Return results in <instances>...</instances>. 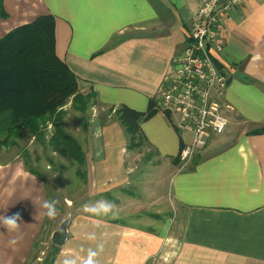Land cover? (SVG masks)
Instances as JSON below:
<instances>
[{
    "label": "crops",
    "instance_id": "obj_1",
    "mask_svg": "<svg viewBox=\"0 0 264 264\" xmlns=\"http://www.w3.org/2000/svg\"><path fill=\"white\" fill-rule=\"evenodd\" d=\"M203 1H0V38L41 16L55 17L56 53L76 75L80 92L96 95L92 108L113 116L122 106L147 112L154 102L156 114L141 123L142 140L165 165L167 191L180 210L179 229L166 233L160 224V231L150 232L125 221L136 219L138 211L119 208L124 203L113 199L115 216L98 228V239L68 248L67 237L54 264L67 254L86 258L89 249L98 252L99 264H147L161 255L168 264H264V132L252 134L264 129V0H244L223 19L224 50L217 61L230 75L221 98L229 120L224 134L184 165L175 161L182 148L177 118L156 106L160 85L173 58L183 53ZM97 123L102 135L88 134L101 140L104 155L93 162L97 155L89 159L84 152L96 194H103L120 186L128 140L118 121ZM48 200L43 178L24 161H0V215L19 213L23 221L19 234L0 227V264L29 263L46 229L42 203ZM157 218L162 223L163 217Z\"/></svg>",
    "mask_w": 264,
    "mask_h": 264
},
{
    "label": "rangeland",
    "instance_id": "obj_2",
    "mask_svg": "<svg viewBox=\"0 0 264 264\" xmlns=\"http://www.w3.org/2000/svg\"><path fill=\"white\" fill-rule=\"evenodd\" d=\"M92 106V104L89 105L85 112H79L74 110L72 102H69L64 107L65 115L61 125L84 146V151L88 153L87 158L92 159V155H97L93 162H98L97 160L101 159L104 152L103 146L100 139H95L90 135L92 133L94 137L102 135V130L99 131L97 127V121L103 126L112 121L119 122V120L115 113L111 116L109 110L92 108ZM88 125L89 129L91 125V128L94 126L92 131L89 130L90 132L86 128ZM41 130V135H34L25 130L23 138L17 140V145L3 147L0 150L1 162H8L15 158L24 161L30 170L43 178L47 185L49 199L57 201L56 208L59 215L54 220L46 219L45 232L28 264H50L52 260L59 258L62 247L55 246L52 238L65 221L68 222V248L89 241L87 238L89 233H95L96 240L98 239V234H100L98 228L112 220L108 216L98 217L86 212L83 205L89 202L96 207H99L97 202L108 201V199L111 201L116 199L118 203H124L119 208L123 207L122 209H127L129 212L131 210V213L138 211L134 214L136 216L132 217L136 219L125 221L140 223L142 230L148 227V231L158 232L160 229L157 227L160 224L164 226L163 231L166 233L174 232L175 228L179 229L175 222L180 210L176 211V207L171 203L165 181L168 175L164 170L165 165L142 139H140L142 143L138 148L129 150L126 147L127 155L124 158L126 170L118 174L120 186L103 192V194H96L98 192L94 187L91 162L89 161V166L86 164L87 166L79 167L77 162L65 159L53 151L49 144L54 132L51 121L43 124ZM79 169L86 173V179L78 175ZM104 175L105 172H100L98 177L106 179ZM125 181L129 184H123ZM116 209L117 207L113 208L112 213ZM110 216L114 217L115 214ZM157 216L163 217L162 223ZM161 256L151 258L147 264H168Z\"/></svg>",
    "mask_w": 264,
    "mask_h": 264
},
{
    "label": "trees",
    "instance_id": "obj_3",
    "mask_svg": "<svg viewBox=\"0 0 264 264\" xmlns=\"http://www.w3.org/2000/svg\"><path fill=\"white\" fill-rule=\"evenodd\" d=\"M95 97L80 92L76 75L58 57L53 15L41 16L0 39V150L17 145L25 130L41 135V126L51 121L54 132L49 144L53 151L77 162L79 167L86 166L82 146L63 128L61 121L69 102L74 110L85 112ZM115 113L128 137L127 148H138L142 143L141 123L156 114L154 102L144 113L125 106ZM263 132L264 129L252 134ZM178 160L179 156L175 161ZM77 173L86 179L83 170Z\"/></svg>",
    "mask_w": 264,
    "mask_h": 264
},
{
    "label": "built area",
    "instance_id": "obj_4",
    "mask_svg": "<svg viewBox=\"0 0 264 264\" xmlns=\"http://www.w3.org/2000/svg\"><path fill=\"white\" fill-rule=\"evenodd\" d=\"M243 1H203L192 20L183 53L173 58L172 68L160 85L157 110L177 118L182 140L179 157L184 165L228 127L221 98L230 75L218 63L217 55L224 50L223 19Z\"/></svg>",
    "mask_w": 264,
    "mask_h": 264
},
{
    "label": "clouds",
    "instance_id": "obj_5",
    "mask_svg": "<svg viewBox=\"0 0 264 264\" xmlns=\"http://www.w3.org/2000/svg\"><path fill=\"white\" fill-rule=\"evenodd\" d=\"M57 201L55 200H48L43 201L42 207L45 209V215L49 219H55L59 212L56 208ZM99 204V207L93 206L92 202H89L85 205H83V208L86 212L92 214L93 216H110L112 215L113 208H116L117 205L114 201H103V202H97ZM23 224L22 218L19 213H16L11 216L7 215H0V227H4L8 233L10 234H19L20 233V226ZM18 236L14 237L10 243L12 245H15L18 242ZM89 240L94 241L96 240V234L95 233H89L88 237ZM99 250L103 251V246H100ZM98 252L93 251L91 249L88 250L87 257H80L78 255L73 254H67L65 255V258L62 261V264H77V261H79V264H99V261L97 260Z\"/></svg>",
    "mask_w": 264,
    "mask_h": 264
},
{
    "label": "water",
    "instance_id": "obj_6",
    "mask_svg": "<svg viewBox=\"0 0 264 264\" xmlns=\"http://www.w3.org/2000/svg\"><path fill=\"white\" fill-rule=\"evenodd\" d=\"M68 237V222L65 221L57 232L54 233L52 243L57 247H63Z\"/></svg>",
    "mask_w": 264,
    "mask_h": 264
}]
</instances>
